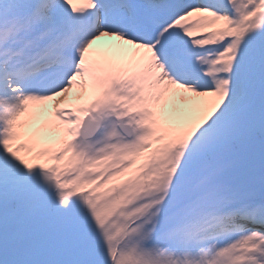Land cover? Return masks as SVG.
Returning <instances> with one entry per match:
<instances>
[{
	"label": "snow or ice",
	"instance_id": "snow-or-ice-1",
	"mask_svg": "<svg viewBox=\"0 0 264 264\" xmlns=\"http://www.w3.org/2000/svg\"><path fill=\"white\" fill-rule=\"evenodd\" d=\"M0 264H264V0H0Z\"/></svg>",
	"mask_w": 264,
	"mask_h": 264
},
{
	"label": "rangeland",
	"instance_id": "rangeland-1",
	"mask_svg": "<svg viewBox=\"0 0 264 264\" xmlns=\"http://www.w3.org/2000/svg\"><path fill=\"white\" fill-rule=\"evenodd\" d=\"M55 104H56L55 101H50V102H49L47 108L44 110V116H45V114H46L47 116H49L50 111H51V108H52L53 106H55Z\"/></svg>",
	"mask_w": 264,
	"mask_h": 264
},
{
	"label": "bare ground",
	"instance_id": "bare-ground-1",
	"mask_svg": "<svg viewBox=\"0 0 264 264\" xmlns=\"http://www.w3.org/2000/svg\"><path fill=\"white\" fill-rule=\"evenodd\" d=\"M48 104H49V102L47 103V106H48ZM46 108H47V107H46ZM46 108H45V109H46ZM45 109H43V110L41 111V114H42V115H44V110H45ZM45 116H47V115L45 114Z\"/></svg>",
	"mask_w": 264,
	"mask_h": 264
}]
</instances>
